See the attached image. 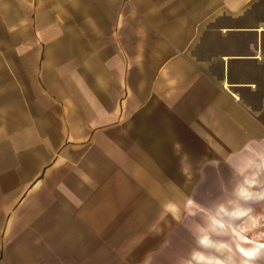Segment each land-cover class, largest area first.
<instances>
[{
	"label": "crops",
	"instance_id": "obj_1",
	"mask_svg": "<svg viewBox=\"0 0 264 264\" xmlns=\"http://www.w3.org/2000/svg\"><path fill=\"white\" fill-rule=\"evenodd\" d=\"M237 152L264 173V0H0V264H170L149 236L188 167L171 156ZM198 169L217 183L218 157ZM259 175L202 196L197 263L262 256L235 226Z\"/></svg>",
	"mask_w": 264,
	"mask_h": 264
},
{
	"label": "rangeland",
	"instance_id": "obj_2",
	"mask_svg": "<svg viewBox=\"0 0 264 264\" xmlns=\"http://www.w3.org/2000/svg\"><path fill=\"white\" fill-rule=\"evenodd\" d=\"M241 142L242 139H235ZM222 145V140L219 142ZM232 148V147H229ZM184 160L187 162V170L182 173L179 185L170 186L169 192L168 187H164L165 193L155 195V198L161 197L160 200L167 205V209H170L171 216L168 218H157L155 217L154 224L159 226L160 229H164V233H156L149 236V241L157 243L167 242L169 244L168 250L170 253V264H199L191 257L192 250L199 249L197 245L198 240L203 236L204 233L211 229V219L215 218L216 215L210 209L211 203L203 199L202 196L216 195L220 198L229 195L228 189H234L237 193V189L244 184L246 179H248L254 172L259 171L244 169L243 166L245 162H248L251 158L256 159V154H248L243 152L231 153V154H221L218 155H195V154H178L172 155L171 161ZM218 157L219 161V171L217 177V183L213 181H207L202 186H197L194 184L198 180L200 165H206L210 159ZM230 166V169H227ZM233 175L232 183L234 185L228 186L224 175ZM259 180H264V173L261 172L258 176ZM260 186H253L250 189L257 191ZM156 193L157 191H162L163 187H151ZM231 191V190H230ZM169 193V194H168ZM162 197H164L162 199ZM232 197V196H231ZM235 200L238 201L240 197L236 194L234 196ZM203 200V201H202ZM236 201V202H237ZM160 202V203H162ZM228 204V203H227ZM252 209L250 210V215L242 220L235 223L237 229L242 227V235L251 240L264 243V201L253 202ZM230 207L232 208L230 203ZM159 207L156 208L155 214ZM227 228V227H226ZM230 229L227 228L228 235L224 238V241L229 244L232 250L239 246V237L235 234L230 233ZM158 250L151 252L157 253ZM234 252V251H233ZM235 253H233L234 255ZM157 255L154 254L150 256L149 264H155L157 260ZM237 259H240L237 257ZM255 264H264V253L257 259Z\"/></svg>",
	"mask_w": 264,
	"mask_h": 264
},
{
	"label": "clouds",
	"instance_id": "obj_3",
	"mask_svg": "<svg viewBox=\"0 0 264 264\" xmlns=\"http://www.w3.org/2000/svg\"><path fill=\"white\" fill-rule=\"evenodd\" d=\"M244 183H245V184H248L249 181H248V180H245ZM236 194H237L238 196L245 197V198H249V197H251V195H252L251 193L246 192V190H245L243 187L238 188ZM257 195H258V198H260V199H264V192L259 193V194H257ZM219 212H220V213H224L225 215H231V216H235V215H238V214H239L238 210L235 211V212L228 213V212L225 210V208H224L223 206L220 207ZM204 242H206V239H205ZM197 258H198V259H203V257H200V256H199V254H197V256H194V259H197Z\"/></svg>",
	"mask_w": 264,
	"mask_h": 264
}]
</instances>
